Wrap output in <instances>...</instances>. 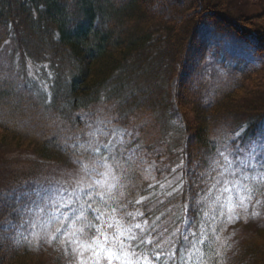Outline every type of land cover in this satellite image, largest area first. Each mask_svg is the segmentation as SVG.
<instances>
[{
    "label": "trees",
    "instance_id": "1",
    "mask_svg": "<svg viewBox=\"0 0 264 264\" xmlns=\"http://www.w3.org/2000/svg\"><path fill=\"white\" fill-rule=\"evenodd\" d=\"M227 1L200 0L201 10L235 18L241 27L248 26L245 32L254 35L256 55L261 61L254 66L224 59L227 74L222 75L221 84L206 90L202 105L196 99L191 102L192 122L181 118L183 132L177 144L167 143L164 148L166 155L175 151L178 161L193 166L197 174L222 142V134H234L243 128L247 141L260 135L264 124V93L251 104L238 97L264 92L254 79L264 70V27L258 26L263 23L259 15L234 13ZM152 3L153 0H0V66L9 68L4 79L0 74V156L30 152L37 161L58 165L62 155L52 145L66 155L73 154L72 149H64L65 142H73L72 135L69 139L64 136L68 122L74 120L70 116L103 103L128 119L125 122L136 133L144 132L147 122H139L145 115L150 117L148 124L153 122L159 128L161 120L170 118L172 122L182 116L178 104L183 106L185 98L179 94L178 104H173L169 83L185 66L183 58L200 14L194 12L181 19L168 17L154 11ZM255 18L252 23L246 21ZM4 60L45 63L51 79L46 97L39 96L32 82L25 79L26 68L16 67L18 71L14 72L13 67L4 65ZM28 114L43 119L51 118L50 114L58 116V121L40 131L53 143L42 140L40 134L28 136L26 123H19V129L18 116ZM25 120L28 122L27 117ZM170 132L171 127L166 129L164 125L165 139ZM143 141L150 153L162 156L153 143ZM137 188L139 200L143 202L141 197H145L147 218L153 222L165 202L161 196L148 195L144 187ZM134 196L130 197L133 203L137 200ZM180 196L177 195L182 199ZM181 215L182 212L173 216L179 224ZM15 248L1 264H46L41 259L45 250L33 254L40 250L24 242ZM234 250L238 255L233 264H264V220L244 233Z\"/></svg>",
    "mask_w": 264,
    "mask_h": 264
},
{
    "label": "snow or ice",
    "instance_id": "2",
    "mask_svg": "<svg viewBox=\"0 0 264 264\" xmlns=\"http://www.w3.org/2000/svg\"><path fill=\"white\" fill-rule=\"evenodd\" d=\"M77 119L84 122L86 130L74 138V143L64 145L65 149H73L75 170L63 181L15 189L20 208L13 211L22 216V226H31L30 235L37 237V246L41 240L49 245L58 241L67 264H221L223 244L216 246L223 231L220 224L239 220L237 210L247 214L256 191L253 185L264 181V133L247 141L243 128L234 134H222L207 174L189 170L183 160L172 169L168 195L183 198L187 194L188 199L181 206L180 225L171 239L163 241L135 222L143 213L128 212L114 194L128 160L124 152H135L130 146L113 143L116 136L124 135V130L109 127L116 118L99 119L98 126L93 125L87 113ZM177 169L180 175H175ZM252 172L255 175H250ZM200 183L206 187L194 196L192 185L199 187ZM213 194L217 207L209 217L203 202ZM4 198L5 193L0 192V206ZM260 203L255 200L253 207ZM251 215L255 218L260 213L253 211ZM9 224L15 227L11 221ZM184 224L188 227L184 228ZM37 228L43 236L38 235ZM19 235L28 239L23 231Z\"/></svg>",
    "mask_w": 264,
    "mask_h": 264
},
{
    "label": "rangeland",
    "instance_id": "3",
    "mask_svg": "<svg viewBox=\"0 0 264 264\" xmlns=\"http://www.w3.org/2000/svg\"><path fill=\"white\" fill-rule=\"evenodd\" d=\"M227 2L230 7L232 6L234 13L238 12L245 14V17H252L253 15L256 17L259 15L261 17L259 21L263 24H258V26L264 27V0H228ZM152 8L159 14L177 19H181L183 16H189L194 12H198L197 15L200 14V18H198L199 21L194 27V34L187 45L183 58V64L185 66L169 83L171 101L173 104H178L176 98L179 94L180 97L185 98L183 106L178 104V109L182 116L178 118L179 120L176 118L173 119L172 122L170 118L166 122L165 120H161V126L159 128L158 124H154L153 122L148 124L150 117L145 115L139 124L147 122V126L144 132L136 133L134 127L125 122L128 119L120 117L115 112L116 109L111 107L110 104L107 105L103 103L101 107L98 106L96 109L90 108L80 110L74 115L72 114V117L70 116L69 119H74L71 121L73 124L68 122L69 126L64 129V131H66L63 133L65 139H69V136L72 135V143H74V138L86 130L84 122L77 119L78 115H83L85 113L91 116V122L94 126H98L97 121L99 119L116 118V122L109 127H117L124 130V135L122 137L116 136L113 139V143L123 147L130 146L131 149H135V152L134 154L131 151L124 152V156L128 158V160L127 163L124 164L120 185L117 187L114 194L119 202L126 206L128 212L136 213L139 211L143 213L142 216L136 218L135 222L140 223L156 240L167 241L172 238L171 234L176 230L177 226L180 225L178 220L176 221V217L174 218L173 216L179 215V213L182 212L181 206L187 202L188 196L185 194L182 199H179V197H177L178 194L168 195V193L171 192V188L167 186V181L173 179L172 169L181 164V162L176 158L175 151L166 155L164 148L167 143L172 144V146L173 144H177L180 133L183 132L181 118H183L186 123L190 124L192 122L194 115L191 112L192 107L190 108L191 102L198 100V103L202 105V97L205 92H209L216 84H221L219 80H221L222 75L227 74V70L223 66L225 60L228 62L239 60L254 66H258L261 60L256 55L257 42L254 35L245 32V30H248L247 25V27H241L235 18H229L225 15L221 16L211 11L203 13L200 0H153ZM255 20L256 18L254 20L251 19V21H246L252 23ZM6 49L5 47L2 51ZM8 62L11 63L9 64ZM8 62L4 60V65H8L11 68L13 67L12 70L14 72L18 71L16 67L20 70L26 68L27 76L25 75V79L29 80V83L32 82L34 85L33 88L39 96L46 97L44 95L49 91V81L51 79L48 78L50 73L45 71V63L39 62L36 64L30 61L27 63L20 60L16 62L10 60ZM0 68V74L3 75L2 78L4 79V75L8 73L7 69L9 68L7 66H0ZM262 74H264V70L256 73L254 79L257 86L260 85L264 87V75L262 76ZM45 85H47L46 88L44 87ZM262 93L264 92L260 90L249 96L240 95L238 97L243 99L242 101L244 103L251 104L250 102L254 101L255 98ZM105 105H107V107ZM23 110L21 111L23 112ZM18 112L20 111L18 110ZM11 113L17 114L13 109H11ZM52 114H50L51 118L46 117L45 119H43L42 116L39 117L32 114H30L32 119L29 114L25 117L17 115V126L21 129L19 123H26L28 127H26L27 129L25 132L28 131V134H30H27L28 136L32 134L38 136L40 134L42 140L51 144L53 142L47 139L45 133L42 136L40 131L41 129L45 130V128L51 126L50 123H53V121H58V116ZM26 117L28 122L25 120ZM19 118L23 119L20 121ZM130 120L134 123L133 118H130ZM164 125L166 129L171 127L173 130V132H170V135H167V139L164 137L166 134L164 133ZM65 127L66 126L63 128ZM260 133H264V124L261 126ZM143 140L147 145H152L151 143H153L155 146L154 149L160 150L162 156L159 157L150 153L147 147L141 143ZM163 140H168V142H164ZM135 145L138 147H135ZM52 146L62 155V162L58 165L37 161L30 152L25 154L24 152L21 153V151H18V153L9 154V156H0V192L5 193L2 206H0V264L5 257H8L12 251L16 249L15 247H17V245L23 242L29 243L40 250L33 254L45 250L46 252L41 259L46 262V264H51L52 261L53 264H67L68 258L64 256L63 249L58 241L49 245L41 240L39 246H37V237L30 235L31 226L28 224H23L22 226V216L13 211L14 209L20 208V205L17 203V194L15 192L17 187L26 184L30 187L47 186L49 182L55 183L57 181H63L66 179L68 173L75 170V166L72 163L74 159L73 154L72 156L66 155V153L63 151L61 152L56 145ZM67 149L71 150L72 148L69 147ZM262 155H264V153H262ZM213 156L214 154L208 158L204 168L199 171L198 174L201 172L207 174L211 170V159ZM257 159H260V156H258ZM192 167L193 166L188 167L189 170H193ZM175 175H180L179 169H177ZM250 175H255V172L250 173ZM16 178L19 179L16 180ZM210 183L209 181L207 186H210ZM161 184H164L165 187L161 188ZM149 185H151V187H149ZM138 186L144 187V189L148 191V195L161 196L162 201L165 202L161 207V213L153 222L148 220L147 213L143 207L146 206V203H144L145 197L142 199L143 202L139 204L136 203L140 198ZM253 186L256 188L253 194V204H255V200H260L261 203L255 207H253V204H250L247 214L243 210H237L240 216L239 220H235L233 223H228L227 220H225L224 223L220 224L223 231L220 232V240L217 241L216 246L219 247L220 244H223V255L220 258L221 264H233L235 257L238 255L235 253V250L233 252V249L240 243L243 234L258 227L264 220V181H260ZM205 187L206 185L204 183H200L199 187L193 184V195L195 196L200 192L201 188ZM131 196L137 199L134 203L131 201ZM34 198L38 199V197ZM213 199L214 194L208 195L203 202L204 211L208 212L209 217L213 215L217 207V205L213 203ZM62 211L67 210L62 209ZM253 211L259 212L260 215L253 218L251 215ZM201 215H203V213H201ZM9 221H11L12 225H15V227L10 226ZM145 221H147V223H145ZM183 227L187 228L188 225L184 224ZM50 228L54 231V226H50ZM20 231H23L24 234L28 236L27 240L19 235ZM36 231L38 235H44L43 232H40L39 228H37ZM147 238L148 237H146V239Z\"/></svg>",
    "mask_w": 264,
    "mask_h": 264
}]
</instances>
